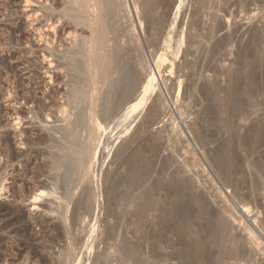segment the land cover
Returning a JSON list of instances; mask_svg holds the SVG:
<instances>
[{
	"label": "bare ground",
	"instance_id": "6f19581e",
	"mask_svg": "<svg viewBox=\"0 0 264 264\" xmlns=\"http://www.w3.org/2000/svg\"><path fill=\"white\" fill-rule=\"evenodd\" d=\"M31 1L32 0H26L27 3H30ZM142 1L144 2V5L148 7L147 8L145 6L147 9V14L144 15L147 16L146 18L148 19V43L150 47L156 46L161 39V33L163 30V26L165 25H163L164 17H160L158 16V14L156 16V11L161 6L166 9L170 4L173 8H175L172 4L175 0ZM257 1L261 3H259L261 7H264V0ZM36 2L40 7L38 11L41 12V16L44 19L43 22H46V26L45 23H43L44 29L45 27H47L54 33L55 37L54 40L52 39L53 41L50 43L49 40H46L48 39L49 34L46 36L44 35L45 40L47 41L44 42L48 43V45L46 46L48 47V51H50V54H45L44 58H54L56 57V54L61 55L62 57L60 56V61L63 58L65 59V61H63V59L62 63L58 62L57 68L61 71H65V77H67L68 80L66 82H63V80H58V86H61L62 84V89H59V87L56 89L51 88L49 95L43 92L41 94V100L36 99L38 95L37 97H35V94H37L35 91L39 90L40 88H37L34 92H31V90L22 85V80L20 81L21 91L16 93V95L14 96L15 99H18V97L20 96L19 98H23L27 101V105L32 104L34 108L30 113L32 117H30L29 115L30 119H36L39 121V123L41 121L42 124L43 122L44 124L42 125V130L34 129V136L29 135L28 130L27 132L26 130L25 132H23V130L21 132L19 131V133L16 132L17 136L15 132L14 135L11 133L13 135L12 136L9 132H6L7 130H5L3 132V135H1L0 137V144H2V146L0 147V157H5V164L3 166H1L0 162V194L5 192V194H11L10 196L13 197V202L11 201L12 204H7L8 206L5 205L3 208H0V214L5 217V219L9 218V221L6 222L5 225H3L0 231H4L7 227H9L12 221L15 222V220L20 219V214L22 212L19 208L20 206L18 207V204L16 205L17 202L19 203L20 201V203L24 204L25 202H29L28 200L32 198V206H35L36 203L38 204V200L40 199L43 201V199L47 198V196H52V199H54V196L59 195L60 197L58 198L57 196L58 199L55 198L54 200H60L62 202V210L57 214L60 215V220L64 218L63 221L65 225L64 228L57 225L58 228L56 227L57 229L55 230L57 231L58 236L63 237L65 235L64 231H66L67 234L71 236V232L74 230L73 233H75L76 230L83 228V224H85V227L87 225L92 226L93 224L94 228H97L98 230L99 227L103 228L102 234H105L107 238L105 242H107L106 245L108 249H104L107 251H103L102 253H100L99 251V254L96 256L95 261L93 260V263L113 264V262H117L119 259H123V256L128 254L131 249H133L131 248V246L125 245L121 241V235L123 234L121 231V225L123 218H125V216L123 217V213L125 212L124 208L129 205V203L127 204V206L126 204H124V188L127 186L128 182V186L134 187L133 191L137 192V195H135V199L134 196L132 199H134L135 201V204L133 203V208L135 211L134 213H137L139 215L140 220L147 221V219L151 217L153 218V223L157 222V224H162V226L164 225V227L169 229L168 231H171L172 233L183 237L185 248L183 247V251L179 253L172 254V257L174 258L186 256L185 262H183V264H264V249H262V247L260 246L262 242H259L258 244V233L256 234L257 230L261 232V230L264 229V220L261 221L263 218H259L260 215L258 216L257 214L255 215L258 216L256 219L254 217L253 219L251 218L253 210L251 203H253L254 207L257 208V210L264 209V203L262 202L263 200L260 198L261 195L259 193V190H261V187L263 185L261 186L260 184L261 180H253L252 184L254 183V186L253 189L250 190L249 188L251 186L249 187V182H251V180H248V176L252 175L250 174L252 169L257 170L258 174L261 177L264 176V155H262L263 158L261 159H256L255 156H253V158L248 156L250 147H252L251 145H257L258 147L260 146V143H264V120L260 119L261 121L258 120L259 122L257 121V123L256 121L255 123L253 122L254 124L250 125V127L247 126V128H249L247 130H244L245 134H242L243 136L236 135L235 131V127L237 126L236 123L238 125L240 123V120L239 123L236 122L239 119L236 113L238 115L241 113H238L239 111L236 112L237 108H239L237 107V105L241 103V108L243 107L242 103L247 102L249 104H252L254 97H256L254 96L255 93L259 92V90L261 89L260 86H262L264 90V69L261 68L262 72L259 75L260 72L257 74L258 68L256 69V62L252 63L251 61V66H249V63H246L245 61H243L244 59L242 60L240 57V60L236 64V68L234 70L230 68V70L233 71V75L229 72L232 77H228L231 79H229L227 85L226 82L225 84L221 82L222 80L219 79L220 76L218 77L216 75L215 76L220 81L215 80V82L211 84L212 80L209 79V83V80L207 78L206 80L208 82H206L204 79V83L203 80L202 82H199L203 83L201 87H198V91L200 93L199 97L201 96L202 101L206 103V105L203 103V107L202 102L201 104H199L200 102L198 103L200 107L204 109H202L201 112H198V115L196 116V118L198 117V119L196 121L193 120V122L197 123H195V125H192L191 134L193 135L194 140L191 141H194L199 145L202 152V159L201 157L199 158V156L197 157L195 149H189V147L191 146V143L187 141L189 139L186 140L185 138V140L187 141L186 143H182L174 139V136H176L175 133L180 128V126L177 125L178 121H174L176 118H174V123H172L175 124L176 122L174 126L177 125L179 126V128L178 130L176 129L177 131L175 130L176 127L172 129L176 131L175 133H173L174 135L172 134L173 138H169V136H171L170 133L168 135V138L165 139L163 137L164 133L159 131V134L155 133V135L157 134L155 137L154 135L152 138L150 137L151 139L148 142L149 144L147 143L148 147L145 146L142 148V145L140 144L141 142L139 141L138 144L141 145V151L139 150L138 152L140 153L138 154L136 153L135 143L137 142V139L141 138L139 136L143 132L141 133L140 129L135 131L134 126L136 125L140 116L141 118L144 117H142L141 113L144 108H146V106H142L145 104V102H147V100L150 101L148 98L152 99L151 97L157 90H153L154 88L150 86L151 82L148 84L149 87L147 85H144L146 78L145 75L152 66L147 67L150 63L147 65L148 62L146 61V55H144L146 52L144 49L145 53H143V45L140 43L138 37L139 35L136 32L137 29H135V25L132 24L133 21L131 22V24H129V18L127 19L129 6H127L126 3L128 1L36 0ZM168 8L166 11H168ZM169 13H171V11ZM168 14L163 15L169 16L170 14ZM130 16L132 15L130 14ZM212 30L214 31V28ZM19 31H21V29H19ZM57 36L58 45H60L57 48L51 49V44H54ZM40 38H43V36H40ZM211 39L212 38H210L209 40ZM219 44L218 46H220ZM223 45H225V42L223 43ZM194 46L197 45L195 44ZM211 46L216 49L218 47H216V45L214 46V43ZM245 46L248 47L247 45ZM250 46L251 45L249 44V47ZM244 50L246 51V48ZM133 51L134 54H132ZM208 51H210V49ZM177 52L180 53L181 51ZM200 52L202 53V51ZM248 52H250V50ZM44 53L46 52L44 51ZM130 54H132L133 56H130ZM250 54L251 56H253L251 52ZM242 57L244 56L242 55ZM245 57H247V54L245 55ZM205 67L207 68L206 65ZM220 67L219 69H221ZM207 69H209V67ZM214 69H217V64L216 68ZM207 71H205L204 69L202 73H205ZM20 73L23 75L22 77L29 75V77L27 78H29L28 80L30 81L31 79L33 80V78L36 77V73L33 69H31V71H28V69H22ZM31 74L34 75L31 76ZM220 74H223V72ZM223 75H226L225 77L228 76L225 73ZM16 76L18 77L17 73ZM163 77L165 78L164 75ZM14 78L13 80H15ZM228 78L226 79L228 80ZM166 79L167 78L164 79V85L166 83L169 84L168 81H171ZM50 80L52 81L53 77H50ZM161 81L163 80H160L159 82ZM175 82V80L174 82L172 80V88L169 87L171 88V90H175V88L177 87L175 86ZM219 82L226 85L227 89L223 90L221 88L222 86L220 87L221 83ZM7 83H9V81ZM182 83L183 81L181 79L178 80V84L176 82L179 87V91L175 102L172 101L176 106L180 103L179 100H181L180 90ZM261 83H263V85ZM16 84L19 83L16 82ZM36 84L38 85V83ZM49 84L46 85V87H49ZM52 87L54 86L52 85ZM188 87L187 89L190 88ZM165 89L167 90V88ZM190 90H186L189 91V93L185 92V98L188 94L191 95ZM0 92L1 94H3L2 91ZM174 92L176 93V91ZM194 94L196 95L197 92ZM170 95L171 93L169 94V99L172 96ZM57 96H61L60 104H57L55 102V100H57ZM196 96L198 99H200L198 97V94ZM11 98L12 97L10 96V99ZM160 98L158 104H155L156 106L152 107L151 105L153 104L149 105L151 106L149 108L152 109V111H150L149 113L146 112V114L148 113V115L145 116L146 118H143L146 119L145 122L143 120V127L145 128L141 127L140 124L137 123L141 127V129L145 130L146 128L150 129V127L152 126L155 127L159 124L158 120L160 119V117L162 116L163 118V113H166V108L163 105L166 104H161L160 102L162 101H160ZM15 99H13V101ZM182 99L184 102V97ZM8 100L6 101L8 102ZM11 101L12 100H10V103L13 102ZM157 101L155 103H157ZM163 101L164 103H168L164 100V98ZM191 104L193 103L191 102ZM163 108H165V110ZM14 110L17 109L15 108ZM178 110L182 111L181 108H179ZM146 111H148V109ZM14 112L12 111V113ZM180 113L181 112H179V114ZM14 114L16 115L15 118L17 117L16 119L18 120V122H20V117H22L20 116V113L17 112ZM14 114H8V116H14ZM21 115L24 114L22 113ZM181 115L184 114H180V116ZM13 116L11 117L12 119L14 118ZM165 116L168 117L167 115ZM2 118L0 115V129L4 130V128L6 129L7 127L4 123H2ZM23 119L26 120L25 118ZM162 123L163 122H160V124ZM172 123L171 126L169 124L167 125V127L172 128ZM16 124L20 125V123ZM50 124L52 126H50ZM240 124L244 125L243 123ZM246 125L247 124H245V126ZM160 126L161 125H159V127ZM131 127L134 128L133 130L135 134L134 136L132 135L133 137L130 138V140L128 138V142L127 139L123 138V135H125V133L127 134L126 131ZM241 128L238 129L241 130ZM31 130H33V128ZM31 130L30 134L32 133ZM182 131L180 130V132ZM190 131L188 130V132ZM150 132H148L149 134L146 133V135H150L152 133ZM181 136L182 134H178V139ZM183 137H186V135ZM143 138L144 137H142L141 139ZM190 138H192V136ZM15 139H17L18 144L21 143L22 146L24 145L27 147V150L25 152L20 153L13 149V144L16 143H13ZM147 139L148 138L146 137L145 140ZM123 140L127 141V143H122ZM175 143H178V145L175 146ZM197 144L195 145L197 146ZM238 144H241L242 152H240L242 154L240 152L238 153ZM137 147L139 146L137 145ZM263 147L264 146H262L261 149ZM169 150L171 151L169 152ZM128 151L129 154L127 153ZM134 151L136 155L134 156L133 154V158L131 157L132 159L130 157H127V155H131ZM163 151H165V153L166 151H168L169 155L165 156L168 153H164L165 157H163L161 155ZM126 153L127 155H125ZM251 158L253 160H250ZM125 166H128V169H126ZM124 168L127 171H125ZM247 172L249 173L248 176ZM152 173L155 176L154 181ZM253 175L255 176L254 173ZM253 175L252 177H254ZM150 176L152 177V183L150 182ZM43 177L46 179L45 181H41V178ZM263 178L264 177H262V179ZM8 181H11V183L9 184L10 186H6V183ZM226 188H233V190H235L234 192L230 189V191H232L231 194L234 193L238 203L236 201V204H230L232 202L228 200V197L224 194L225 192H223V189ZM246 189H248V193L244 194V192H246ZM241 192H243V194H241ZM261 193L263 192L261 191ZM228 194H230V192L227 193V195ZM233 196L231 197L232 199L234 198ZM57 202L59 203V201ZM247 217H250L252 221H245V218ZM31 219L34 221V224H38L43 227L47 225L48 227L49 221H43L41 217H36L35 219L32 217ZM139 225L142 226L143 224ZM257 226H259L260 228L258 227L259 229H256ZM237 227L238 230H240L239 227L242 229L240 230L241 233H239L240 231L237 233ZM147 234L149 235L148 232ZM70 236L68 237V239H70ZM38 237H40V239L42 238L41 236ZM38 237L35 236L34 239L36 241H39L40 239H38ZM40 243L36 244L33 253L34 256L33 254L32 256L35 260L38 259L41 264L52 263V260L50 259V261L47 256L44 255V249L47 245L45 246V244L42 243V245H40ZM73 246L75 247V245L71 244L70 250ZM109 250H113L115 256H111V252H109ZM63 252H66V250H64ZM74 252L75 251H73L72 253L73 255ZM72 254L71 251L67 252L65 254L64 260L61 261L59 259L58 262L61 261L60 264H65L67 263V261H70L71 257V260H73L75 256L73 257ZM3 260L4 259H2V261ZM12 262L13 261H11V263Z\"/></svg>",
	"mask_w": 264,
	"mask_h": 264
},
{
	"label": "rangeland",
	"instance_id": "374dc122",
	"mask_svg": "<svg viewBox=\"0 0 264 264\" xmlns=\"http://www.w3.org/2000/svg\"><path fill=\"white\" fill-rule=\"evenodd\" d=\"M127 1L125 0V2H127L126 3L127 6H129L128 7L129 8L128 9V14H127L129 17L127 16V19L129 18L128 19L129 24H131V22L133 21L132 24H134L135 25V29H137L136 32L139 35L138 37H139L140 43L143 45V53L146 52L144 55H146L145 56L146 57V61L148 62L147 65L149 63L151 64V65L149 64L147 67L152 66V67H150V69L148 68L150 72L149 71L147 72V74H146L147 76L145 75L146 78H145L144 85H147L149 87L148 84L151 82L150 86L152 88H154L153 90H157L155 92V94L151 97L152 99L148 98L150 101L147 100V102H145L146 105L144 104L142 106V107L146 106V108H144V110H143L144 112L142 111L143 114L141 113V115H142V117L144 116L143 118H146L145 116L148 115V113L150 111H152V109H150L149 107L156 106L155 104H158L160 97L162 98V99L160 98V101H162L160 103L161 104L162 103L166 104L168 106L163 105L166 108V110H165V108H163L165 110V112H166V113H163V118L165 120L161 116L160 119H159L160 121L158 120V122H159V124L157 123L158 125L155 124L156 125V126L154 125L155 127H153V126L150 127L151 130L147 129V128H146L147 130L145 129L146 133H148L150 131L152 132V133L150 132L151 133L150 135H146L145 130L141 129V127L144 126V122H145L146 119H143L140 116L139 120L141 121V119H142V121L140 123V121L138 120L137 123L140 124L141 127L136 123V125H138V126L135 125L134 126L135 129L132 128V127L129 128L128 130H129V132L131 134L127 130L126 131L127 134L125 133V135H123V138L127 139V141L129 142L130 138H132L134 136V134H135L134 130L137 131V130L140 129L141 133L142 132L143 133L142 134L140 133L141 135L139 137H141V138L144 137V138L143 139H141V138L137 139V142L135 143L136 153L139 154L140 152H138V151L139 150L141 151V147L142 148L145 147V146L148 147L149 140L153 137V135H154V137L157 135V134L155 135V133L159 134V131H161L162 133H164L163 134L164 136L163 135L162 136L165 139H167L168 135L171 133L170 134L171 136H169V138H173V135H174L173 133H175L178 130L179 126H180L178 131L180 132V130L182 131V129H183L182 132H184V133H182V132L179 133L177 131L175 133L176 136H174L175 137L174 139L176 141H179V142H182V143H186L187 141H189L191 143V146L189 147V149H191V148L195 149V153H197V157L199 156V158L201 157V159H202V155H201L202 152H201V149H200L199 145L196 142L191 141V140H194L193 139V135L191 134L192 125H195V123H197V122H193V120L196 121L198 119V117L196 118V116L198 115V112H201L202 109H204V108L200 107L199 104H201V102H202L203 107H204V104L206 105V103H204L202 101L201 96L199 97L200 93L198 91V87L202 86V84L204 83V80L206 82H208L206 80L207 78H208V80L209 79L212 80L211 84L214 83L215 80H218V81L222 80L221 82H223L224 84L226 82V85H227L229 79H231V78H228V77H232V75H233V71L230 70V68L233 69V70L236 68V66H237L236 64L240 60V57H241L242 60L244 59L243 61H245L246 63H249L248 64L249 66H251L250 65L251 61H252V63L256 62L255 63V64H257L256 65V69L257 68L259 69V70L257 69V74L259 72H260L259 75L261 74L262 69H264V7L263 6L261 7V5H259L260 2L257 1V0H182V1L181 0H175L174 3H172L175 8H173L172 5L170 4L169 5L170 7L169 6H168L169 8L167 7L168 11H166L167 8L165 9L162 6H161L162 8L159 7L158 10L156 11L157 12L156 16L158 14V16H160V17L163 16L164 17L163 18L164 19L163 20V25L164 24L165 25L163 26V30H162V33H161V39H160L159 43L156 46L150 47V45L148 43V39H149L148 37L149 36L147 34V27H148L147 26L148 25L147 24L148 23L147 20L148 19L146 18L147 16H144L145 14H147V11H146L147 10L146 9L147 6L144 5V2L142 0H139V1L138 0H127ZM141 7H144V8H141ZM39 8L40 7L37 4L36 0H32L30 3H27L26 0H0V91H2V93H3V94H1V92H0V97H1L0 98V115H1V118L3 117L1 119L2 123H4L5 126L7 127L6 129L4 128V130L0 129V133H1L0 137H1V135H3V132L5 130H7L6 132H9L10 134L12 133L13 135H14V132L16 134V132L19 133V131L21 132L22 130H23V132H25V130L27 132V130H28L29 131V135L34 136V134H33L34 133L33 132L34 129L42 130V128H43L42 125L44 124V122L42 124L41 121L39 123V121L36 120V119H30V117H32V115H30L31 110L34 108L33 105L32 104L27 105V101L25 99H23V98H19L20 96L18 97V99H15V97H14L16 95V93L21 91V86H20L21 85L20 84L21 80H22V85L24 87H26L27 89L31 90V92H34L37 88H40L39 90L35 91L37 93V94H35L36 96L34 95L35 97H37V95H38V97L36 98L38 100H41V98H42L41 94L43 92H45L47 95H49L51 88H55L56 89V88L59 87V89H62V87H63L62 84H61L62 87L58 86V80H60V81L63 80V82H66L68 80V78L65 77V75H66L65 71H61V70H59L57 68L58 62L62 63L63 61H65L64 58H63L64 60L61 59V61H60V58L62 57L61 55L55 53L56 54V57H54L55 59L53 57H49L48 59L44 58L45 54L46 55L50 54V51H48V47L46 46V45H48V43H46L47 42L46 40H49L50 43H51L54 40L55 37H54V33L51 30H49L47 27H45V29H44V24L43 23H45V26H46V22H43L44 19L41 16V12L38 11ZM140 8H141V11H140ZM200 8H202V9H200ZM170 11H171V13H169ZM173 11L175 12V14H174ZM162 12H163V14H168L169 13L172 18L170 17L169 14H168L169 16L163 15ZM196 12H197V14H196ZM130 14L133 17L130 16ZM141 16H142V18H141ZM140 20H141L142 26H141ZM198 20H199V22H198ZM22 27H23V30H22ZM213 28H214L215 32L212 30ZM19 29H21V31H19ZM141 29L142 30L144 29V30L142 31ZM15 32H17V33H15ZM45 33H47V34H45ZM211 33H213V34H211ZM44 35L45 36L48 35V39L45 40V36ZM40 36H43V38H40ZM210 38L213 39V40L211 39L213 42L211 40H209ZM42 40H43V42H42ZM44 41H46V42H44ZM56 41L54 42V44L53 43L51 44V49L59 47L60 44L58 45V36L56 37ZM215 41H216L217 44L215 43ZM224 42H225L226 46L223 45ZM178 43H179V45H178ZM207 43H209V44H207ZM213 43H214V46L216 45V47L218 46V44L220 46H218L217 49H216L213 46H211V45H213ZM248 43L251 45L250 47H249ZM195 44L198 47L194 46ZM181 45H183V46H181ZM245 45H247L248 47H246ZM207 46H208V49H207ZM192 47H194V48H192ZM213 48L215 49V51H214ZM245 48H246V51L244 50ZM46 49H47V51H46ZM144 49H145V52H144ZM209 49H210V51L212 50L211 53H210V51H208ZM247 50L248 51L250 50V52L253 54V56H251L250 52H248ZM44 51L46 53H44ZM148 51H149V53H148ZM177 51H181V52L179 53ZM200 51H202V53ZM241 51L242 52L245 51V52L242 53ZM206 52H207V54H206ZM248 53H249V55L251 57L248 55ZM132 54H134V51L132 52ZM132 54H130V56ZM240 54H241V56H240ZM246 54H247V57H245ZM242 55L244 57H242ZM204 56H205L206 59L204 58ZM147 57H148L149 60L147 59ZM178 57H179V59H178ZM185 57H187V58H185ZM177 60H179V61H177ZM209 60H210V62H209ZM198 61H200V62H198ZM175 62H177L178 64L175 63ZM182 62H184L185 64L182 63ZM207 62H209V63H207ZM220 63H222V64H220ZM216 64H217V69H214V68H216ZM22 65H24V66H22ZM205 65L207 66V68L209 67V69H207L205 67ZM219 67L221 69H219ZM30 68L33 69L34 72L36 73L37 79L35 77V78H33V80L31 79V81H30V80H28L29 78H27V77H29V75L28 76H24L25 78L22 77L23 75L20 73V71H22V69H26V70L28 69V71H31ZM204 69H205V71H207V70L208 71L205 72V73L203 72L204 73L203 74L202 71H204ZM48 70H49V73H48ZM183 71H185L186 73L183 72ZM222 72H223V74L225 73L228 76L225 77L226 75L224 76L223 74H220ZM229 72L232 75H230ZM16 73L18 74L19 78L16 76ZM193 73H194V75H193ZM217 73H218V75H217ZM33 75L31 74V76H33ZM163 75L165 76V78H167L166 80H171V81H168L169 84H167V83L165 84L166 87L163 84L164 83V79H165L163 77ZM204 75H206V76H204ZM215 75L218 76V77L220 76V78H219L220 80ZM213 76H214V78H213ZM222 76L225 79L228 78V80L227 79L225 80ZM50 77H53L52 81L50 80ZM172 77H174V78H172ZM7 78H8V80H7ZM13 78L16 81L13 80ZM179 78L183 81L182 86H181V90L182 91L180 90V99L181 100H179L180 103L178 104L180 107L178 105L176 106L174 104V102L176 100V97L178 95V91H179V87L177 85L178 84V80H180ZM215 78H217V79H215ZM160 80H163V81L159 82ZM172 80H173V82H174V80L177 82V84L175 82V86H177L175 88V90L174 89L171 90V88H172L171 87ZM202 80H203V83H199V82H202ZM210 80H209V83H210ZM8 81H9V83H7ZM56 81H57V83H56ZM16 82H18L19 84H16ZM221 82H219V83H221ZM36 83H38V85ZM49 83H51L54 87H52V85L49 84ZM186 83H188V84H186ZM223 83H221V85L219 84L220 87L222 86L221 88L223 90L227 89V86L224 85ZM48 84L50 86L46 87V85H48ZM192 84H195V85H192ZM261 84L263 85V83H261ZM188 86L190 88L192 86L191 90H190V88ZM158 87H159V89H158ZM169 87H171V88H169ZM187 87L189 89H187ZM260 87H261V89H260L261 91L259 90V92L255 93L254 96H256V97H254V100H253L252 104L251 103L249 104L247 102L242 103L243 107H241V108H240L241 103L238 104L239 106L237 105V107H239V108H237L236 112L239 111L238 113L241 112L240 114H242V115H240V114L238 115L236 113V115H237V117H239V119L237 121L236 120L235 121L239 123V120H240V123H243L244 125H242L240 123L238 125L236 123V125L238 126V127L237 126L235 127L236 135H240V136L242 134L244 135L245 134L244 130H247L250 127V125H253L255 123V121L257 123L258 120L259 121L264 120L263 119L264 118V115H263L264 114V90H263L262 86H260ZM161 88H162L163 92L161 91ZM165 88H167L168 91ZM185 89L186 90H190V93H191V95L188 94L187 97H186L188 100L185 98V96H186L187 92L189 93V91H186ZM196 89H197V91H196ZM159 90H160V93H159ZM166 91L169 94L171 93L172 96L170 95L171 96L170 99H169V94ZM174 91H176V93ZM195 91L197 92L198 97L200 99L197 98V96H196L197 94L196 95L194 94V93H196ZM8 93L12 97L11 99H10V96H9ZM172 93H175V94H172ZM181 95L184 97V102H183V99H182L183 97ZM2 96H4V97H2ZM190 96H191L192 100L190 99ZM60 97L61 96H57L56 99L60 100L61 99ZM192 97H194V98H192ZM163 98L168 103H164ZM5 99L6 100L9 99L8 102ZM13 99H15V100L13 101ZM155 99H156V101L158 100L157 103H155L156 102ZM10 100H12L13 102L11 101L12 103H10ZM57 100H55V102L57 104H60L61 100H60V102H59V100L58 101ZM172 101H174V102H172ZM25 102H26V104H25ZM191 102L193 104H191ZM255 102H257V103H255ZM9 103H10V105H9ZM151 104H153V105H151ZM182 104L183 105L186 104V105L183 106ZM256 104H258V105H256ZM149 105H151V106H149ZM187 106H189V107H187ZM258 106H260V107H258ZM173 107H175V108H173ZM176 107H178V108H176ZM15 108L18 111L14 110ZM179 108H181L182 111L178 110ZM147 109H148V111H146ZM168 109H170L172 112L170 110H168ZM239 109H241V110H239ZM242 110H244V111H242ZM12 111L13 112L15 111L14 113H17V112L20 113V116H22V117H20V119H21L20 122H18V120L16 119L17 117L15 118L16 115L14 113H12ZM178 111L181 112L180 114H184V115L180 116ZM146 112H148V113L146 114ZM22 113L24 115H21ZM170 113H172V114H170ZM245 113H246V115H245ZM8 114H14V116L13 115H9L10 116L9 117ZM29 115H30V117H29ZM165 115H167L168 117H166ZM12 116L14 117L13 119L11 118ZM23 118H25V119L27 118L29 120H27V119L24 120ZM174 118H176V119L174 120ZM143 120H144V122H143ZM169 120H171V121H169ZM173 120L176 121V122L178 121L177 125H179V126H177V125L174 126L176 124V122H175V124H173L174 123ZM244 120L246 122H248V123H246ZM43 121H44V119H43ZM191 121H192V124H191ZM160 122H163V123L160 124ZM170 122L171 123L173 122L172 123V125H173L172 128L171 127L170 128L167 127V125H169V124L171 126ZM249 122H251V123H249ZM16 123H18V124L20 123V125H17ZM27 123H29V124H27ZM245 124H247V125L245 126ZM159 125H161V126L159 127ZM50 126H52V125L50 124ZM183 126L186 127V128H184ZM241 126H242L243 129L241 128ZM247 126H249V127L247 128ZM32 128H33V130H31ZM143 128H145V127H143ZM165 128L168 129V130H166ZM174 128H175V130L176 129L177 130L176 131L172 130ZM238 128L239 129L241 128V130H239ZM190 129H191V131H190ZM30 130L32 132L31 134H30ZM188 130L190 132H188ZM132 131H133V133H132ZM239 131H240V133H239ZM165 133H167V134H165ZM178 134L179 135L182 134V136L179 137V139L177 137ZM189 134H191V135H189ZM185 135H186V137H183ZM16 136H17V134H16ZM191 136H192V138H190ZM146 137L148 138L147 140H145ZM182 137L184 138V140H183ZM23 138H25V137H23ZM128 138H129V140H128ZM185 138H186V140L187 139H189V140L186 141ZM17 139H19V138H17ZM17 139H15V141H13V143L16 142V143L13 144V149L15 151H17V152H20V153L25 152L27 150L26 149L27 147L24 146V145L22 146L21 143L18 144L17 143ZM127 141L123 140L122 143H127ZM139 141L141 142L140 144L142 146L138 144ZM19 142H20V140H19ZM195 144H197V146ZM262 144L260 143V146H258V147H257V145L256 146L255 145H251L252 146V147H250L251 151L249 150L248 156L252 157V158H253V156H255L256 159L263 158L262 155H264V149H263L264 147L262 149H261V147L264 146V143H262ZM123 145H125V144H123ZM137 145L139 147L140 146L141 147L139 148V147H137ZM174 145L177 146L178 143L177 144L175 143ZM1 146H2V144H0V147ZM237 148H238L237 150H238V153H239L242 150L241 144L240 145L238 144ZM170 151L171 150H169V152ZM127 153L129 154V151ZM127 153L125 155H127ZM164 153H165V151H163V153L161 154L163 157L169 155L168 151H166V153H168V154L165 153L166 154L165 156H164ZM251 153H252V155H251ZM133 154H134V156L136 155L135 151L131 155H129V156L127 155V157H130V158L132 157L133 158ZM4 158L0 157L1 166H3L5 164L4 163L5 162ZM130 158H128V159H130ZM252 158L250 160H253ZM127 167L128 166H125L126 169H128ZM125 168H124V170L127 171ZM19 171H20V169H19ZM255 172H257V173H255ZM249 173H250V171H249ZM249 173L247 172V176L249 175ZM253 173L255 174V176L253 175ZM250 174H252L254 177H252V175L248 176V178H249L248 180H251V182H249V187L250 186L252 187V188L250 187L249 189L250 190L253 189V186H254V183L252 184L253 180H257V181L261 180L260 184H261V186L262 185L263 186L261 187V190H259L260 191L259 193L262 196V197L260 196V198L263 200L262 202L264 203V199H263V197H264V191H263L264 190V182H262V181H264L263 180L264 178L262 179V177H264V176L261 177L258 174V171L255 170V169H252ZM152 175H153V173H152ZM256 175H257V177H256ZM151 176H150V179L152 178ZM154 178H155V176L153 175V181H154ZM42 180L45 181L46 179L43 177V178H41V181ZM153 181L151 179L150 182L152 183ZM8 182L6 183V186L11 183V181H8ZM133 188L134 187H132V186L131 187L128 186V182H127V186L124 188L125 189V191H124V195H125L124 196V202L125 203L124 204H126V206H127V204L129 203V205L126 208H124L125 212L123 213L124 214L123 217L125 216V218H123L124 222L122 221V225H121V231L123 233L121 235V237H122L121 241H122L123 244L129 245L133 249H131V251H130L131 253L129 252L128 254L123 256L124 260L123 259H119L117 262H113V264H142V263L143 264H159V263L160 264H183V262H185L186 256L180 257V258L172 257L173 253H179V252L183 251V247L185 248V242L183 240V237H181L180 235H176V234L172 233L171 231H168L169 229L164 227V225L162 226V224H157V222H155L156 224L153 223V218H151V217H149L147 219L148 224H147V221L140 220L139 215L137 213H134L135 211H134L133 206L135 204L134 199L136 197L135 195H137V192L136 191L134 192ZM127 189H129V190H127ZM230 189L233 190V188H230ZM230 189H228V188L223 189V192H225L224 194L228 197V200L230 202H232V203L229 202L230 204H236L235 202L237 201V199L235 198L234 193L231 194L232 191H230ZM225 190H227V191H225ZM247 190L248 189L245 190L246 192L243 191L244 194L248 193ZM130 191H131V193H130ZM132 191H133V193H132ZM233 191L235 192V190H233ZM261 191L263 193H261ZM229 192H230V194L227 195V193H229ZM243 192H241V194H243ZM0 195L2 196V197L0 196V208H3L5 205L8 206L7 204H9V205L12 204L13 197L10 196L11 194L7 195L4 192V193H2ZM231 195L232 196L234 195L233 199L231 198L232 197ZM57 196H58V198L60 197L59 195H57ZM57 196H54V199L57 198ZM127 196H129V197H127ZM133 196H134V199H132ZM52 198H53L52 196L51 197L47 196V198H45L46 200L43 199V201H42L40 199L41 201L38 200V204L36 203L35 206H32V204H33L32 203V200H33L32 198H31L32 200L29 199L28 200L29 202H25L24 204L20 203V201H19L20 204L18 202L16 203V205L18 204L17 205L18 207L20 206L19 208H20V210L22 212V213L20 212L21 213L20 214V219L15 220V222L12 221L11 225L6 228L7 230L5 229L4 231H0V259L1 258L4 259L3 261L1 259L0 264H41V262L38 259L35 260L34 257H33L34 256V254H33L34 253V248L36 247V244L40 243V242L42 244H45V246L47 245L46 248L44 249V255L47 256V258L49 260L50 259L52 260V261L50 260L52 262L50 264H58V263L60 264V262L62 260H64L65 254L67 252H70V251H71V254L73 253V251H75L74 255L72 254V256L73 257L75 256V257L73 258V260H71L72 259V257H71L70 261L69 262L67 261V263H65V264H72V263L73 264H91V263L94 264L93 262L95 261L96 256L99 254V251H100V253H102L103 251H105V252L107 251V250H104V249H108V247L106 245L107 242H105L107 238H106L105 234H102L103 233V231H102L103 228L99 227V230H98L97 228H94L93 224H92V226L86 224L87 228L85 227V224H83L84 225L83 228H80L79 230H76L75 233H73V231H74L73 230L71 232L72 233L71 236H73V237L68 235L67 232L64 231V230L63 231L65 232V235L67 237L65 235L63 237L58 236V233L55 230V229L58 228L57 225H59V226H61L63 228H64V225H65V223L63 221L64 218L61 219L62 220L61 221L60 220L61 217H59L60 215L57 214L59 211L62 210V208H61L62 207V202L60 200H57V201H59V203H58L56 200H54ZM54 202H56V203H54ZM130 202H131V204H133V203L134 204L131 205ZM237 203H238V201H237ZM48 206H49V208H48ZM57 206L60 207V208H58ZM251 206L253 207L252 208L253 210H252V215H251L252 217L251 216L250 217L252 219H253V217L256 219L260 215L259 218H263V219L262 220L259 219V220L263 221L264 220V214H263L264 213V209L263 210L262 209H258L257 210V208L254 207L253 203H251ZM57 208L60 209V210H58ZM253 211H254V213H253ZM260 212H261V214H260ZM127 214L130 215V216H128ZM253 214H254V216H253ZM256 214L258 216H255ZM137 215H138V217H137ZM261 215H262V217H261ZM1 217H3V216L0 214V229L3 227V225H5L6 222L9 221V218L5 219V217H3L4 218L3 219ZM32 217L34 219L36 217L37 218L41 217V219H43V221L44 220L45 221H49L48 222V227L49 228L47 227V225L45 227H43V226H40L38 224H34V221L31 219ZM250 217L245 218V221L246 220L247 221L248 220L252 221V219ZM124 219H126V220H124ZM127 221H128L129 224L127 223ZM138 221H140V222H138ZM149 221H150V223H149ZM145 222H146V224H145ZM28 223H29V225H28ZM112 224H113V222H112ZM123 224H125V225H123ZM139 224H143V225L141 226ZM258 227L259 226H257L256 229L260 228V227L259 228ZM45 228H47V229H45ZM81 229H82L83 232L81 231ZM94 229H96V230H94ZM239 229L242 230L240 227H239ZM237 230H238V227H237ZM240 230H238L237 233ZM154 231H156V232H154ZM258 231L259 230H257V232H256V234L258 233L257 235H258V238H259L258 244H259V242L260 243L262 242L260 244V246L262 247V249H264V245H263V243H264V241H263L264 240V229H262L261 232L260 231L258 232ZM147 232L149 233V235L147 234ZM239 233H241V231ZM40 234H42V235H40ZM159 235H161V236H159ZM35 236H37V237L41 236L42 238L40 239V237H38V239H40V240L36 241L34 239ZM69 236H70V239H68ZM71 238H72L73 241L71 240ZM74 239H76V240H74ZM182 242H184V243H182ZM41 243H40V245H42ZM71 244L75 245V247L74 246L72 247L73 250L72 249L70 250ZM169 245H171V246H169ZM67 246H69V247H67ZM62 249H63V251L66 250V252H63ZM82 249H83V253H82ZM139 250H140V252H139ZM45 252H46V254H45ZM109 252H111L110 253L111 256H115L113 250H111V251L109 250ZM32 254H33V256H32ZM139 254H140V256H139ZM54 259H55V261H54ZM59 259L61 261L58 262ZM160 259L162 260V262H161ZM11 261H13V262L11 263Z\"/></svg>",
	"mask_w": 264,
	"mask_h": 264
}]
</instances>
